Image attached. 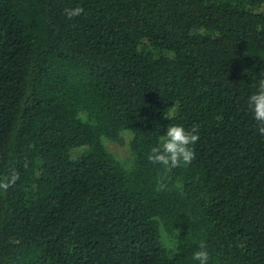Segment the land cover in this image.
I'll list each match as a JSON object with an SVG mask.
<instances>
[{"label": "trees", "instance_id": "1", "mask_svg": "<svg viewBox=\"0 0 264 264\" xmlns=\"http://www.w3.org/2000/svg\"><path fill=\"white\" fill-rule=\"evenodd\" d=\"M262 73L264 0H0V264H264Z\"/></svg>", "mask_w": 264, "mask_h": 264}, {"label": "clouds", "instance_id": "2", "mask_svg": "<svg viewBox=\"0 0 264 264\" xmlns=\"http://www.w3.org/2000/svg\"><path fill=\"white\" fill-rule=\"evenodd\" d=\"M83 8L66 9L69 19L83 13ZM248 107L251 109L253 119L257 123L259 134L264 135V73L257 82V90L248 97ZM197 127L194 125L190 130L183 126L173 125L167 128L166 134L160 138L157 146L151 148L148 160L153 164H161L166 170L190 165L195 159V150L192 147L199 140ZM18 177L13 174L11 179L5 178L7 182L0 181V188L7 189ZM165 184L158 182L157 190H163ZM204 241L199 242V250L193 254V259L199 264H208L209 253Z\"/></svg>", "mask_w": 264, "mask_h": 264}, {"label": "rangeland", "instance_id": "3", "mask_svg": "<svg viewBox=\"0 0 264 264\" xmlns=\"http://www.w3.org/2000/svg\"><path fill=\"white\" fill-rule=\"evenodd\" d=\"M108 147L115 155L120 158L122 161H127L130 155V148H129V136H126V143L120 144L117 142H108Z\"/></svg>", "mask_w": 264, "mask_h": 264}]
</instances>
